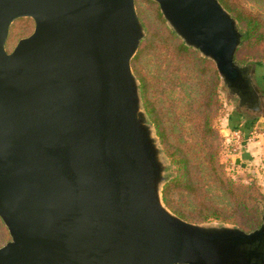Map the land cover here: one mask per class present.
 Returning <instances> with one entry per match:
<instances>
[{
    "label": "water",
    "instance_id": "obj_1",
    "mask_svg": "<svg viewBox=\"0 0 264 264\" xmlns=\"http://www.w3.org/2000/svg\"><path fill=\"white\" fill-rule=\"evenodd\" d=\"M214 62L238 114L264 118L258 64L218 0H151ZM33 33L6 51L14 21ZM135 0H0V264H264L260 226L188 223L163 204L165 163L131 70Z\"/></svg>",
    "mask_w": 264,
    "mask_h": 264
},
{
    "label": "rangeland",
    "instance_id": "obj_2",
    "mask_svg": "<svg viewBox=\"0 0 264 264\" xmlns=\"http://www.w3.org/2000/svg\"><path fill=\"white\" fill-rule=\"evenodd\" d=\"M225 1L264 24V0ZM135 8L144 36L131 70L164 158V206L191 224L254 231L264 207V118L250 120L236 112L235 100L221 89L214 62L183 43L157 3L135 0ZM238 28L242 35L239 23ZM33 30L29 18L14 21L7 53ZM241 39L234 60L239 66L258 64L256 80L264 95V45ZM9 240L0 219V247Z\"/></svg>",
    "mask_w": 264,
    "mask_h": 264
},
{
    "label": "trees",
    "instance_id": "obj_3",
    "mask_svg": "<svg viewBox=\"0 0 264 264\" xmlns=\"http://www.w3.org/2000/svg\"><path fill=\"white\" fill-rule=\"evenodd\" d=\"M221 5L237 20L242 30V43L244 42H254L255 44L264 45V24L261 23L257 18L245 14L243 11L234 9L225 0H218ZM141 94L144 96L142 85ZM144 102V101H143ZM144 107L150 116V108L146 102H144ZM158 129V126H156ZM160 135V132L158 131ZM184 166V165H183Z\"/></svg>",
    "mask_w": 264,
    "mask_h": 264
}]
</instances>
